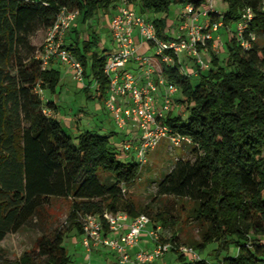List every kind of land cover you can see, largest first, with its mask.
Returning <instances> with one entry per match:
<instances>
[{
  "label": "trees",
  "instance_id": "16d2710c",
  "mask_svg": "<svg viewBox=\"0 0 264 264\" xmlns=\"http://www.w3.org/2000/svg\"><path fill=\"white\" fill-rule=\"evenodd\" d=\"M120 1L0 0V242L52 198L71 200L67 231L40 236L32 250L0 264H70L64 239L73 229L82 235L79 214L125 211L132 218L150 216L124 195V187L143 169L134 156L117 150L111 135L86 130L72 137L55 116L45 113L57 106L47 101L45 107L35 88L55 92L60 73L52 64L42 69L36 58L42 47L26 53L33 49L28 36L34 26L48 30L62 8L77 10L89 30L83 41L78 29L71 30L68 48L105 101L109 50L99 51L100 35L90 21L101 11L112 15ZM208 1L129 0L140 12L158 15L152 20L162 39L171 38L173 6L191 3L199 9ZM221 1L226 10L210 13L211 20L221 19L230 31L242 10L251 8L253 20L244 31L245 38L256 36L251 47L244 49L233 30L225 41L226 65L215 57L207 70L198 69L195 81L177 66H163L165 79L178 86V100L188 112L186 118L170 112L165 122L194 145L193 158L179 162L160 183L159 192L191 202L187 221L197 224L199 239L190 245L199 255L215 245L212 260L200 255L191 261L179 251L174 232L170 251L177 264H264V0ZM165 215L156 213L155 220L164 227L178 224L177 214Z\"/></svg>",
  "mask_w": 264,
  "mask_h": 264
},
{
  "label": "built area",
  "instance_id": "2783aa9c",
  "mask_svg": "<svg viewBox=\"0 0 264 264\" xmlns=\"http://www.w3.org/2000/svg\"><path fill=\"white\" fill-rule=\"evenodd\" d=\"M177 9L179 35L169 39L158 37L152 18L138 11L129 0H121L110 17L109 32L114 49L107 52L104 66L110 80L105 106L119 127L132 126V138L123 143V152L133 155L141 168L152 164L149 154L162 141H166L170 153L184 145H194L189 136L174 131L165 122L176 105L175 95L179 88L165 79L163 66H177L186 75L197 74L196 68L184 64L181 55L194 60L199 69L207 70L211 61L206 51H217L218 44L224 42L221 34H216L223 27V21L211 20L210 13L218 11L212 0L199 9L191 3L179 5ZM78 16L77 10L62 8L55 24L47 30L46 41L37 51L36 58L41 62L42 69L48 68L54 60L68 65L77 79L83 81L82 63L63 43ZM252 20L251 8L245 7L234 29L244 49L250 48L256 39L254 34L249 38L244 37V31ZM136 31L139 41L135 38ZM145 42L156 47L154 55L138 53V48ZM133 63L137 69L130 68ZM35 91L40 96L43 93L39 85ZM79 221L83 232L82 242L87 250L92 252L93 248L101 245L108 247L116 253L121 264H152L173 248L171 242L164 241L160 236L162 225L152 223L144 213L133 218L124 211H105L102 215L84 213L79 214ZM143 232L154 246L138 249L132 257L129 251L137 247ZM179 251L191 261L200 258L199 253L191 247L180 246Z\"/></svg>",
  "mask_w": 264,
  "mask_h": 264
},
{
  "label": "rangeland",
  "instance_id": "374dc122",
  "mask_svg": "<svg viewBox=\"0 0 264 264\" xmlns=\"http://www.w3.org/2000/svg\"><path fill=\"white\" fill-rule=\"evenodd\" d=\"M213 4L217 8L218 12H224L226 5L221 0H212ZM134 4V3H133ZM178 6L171 8L172 20L168 26V32L172 37H177L178 26L180 22L173 18V13ZM146 16L150 18L157 17L156 14L146 12ZM111 14L109 12H99L95 18L90 21V26L98 31L100 35L101 46L99 51L107 48L108 50L114 49V44L109 32V22ZM178 17V16H177ZM179 20V17L177 18ZM236 28V23L231 25L230 29L233 31ZM78 29L81 33V41L87 38L88 26L81 22V18L78 17L75 25L71 30ZM69 32V36L63 39V43L68 46L71 43V36L73 31ZM232 31L229 27L225 29L220 28L219 34L223 36L222 44H218V50H208L206 53L212 63L216 57L220 64L226 65L227 52L225 50V41L228 39V35H232ZM216 33V34H218ZM228 34V35H227ZM225 35L227 37L225 38ZM47 30L34 26L29 32V42L33 49H27L26 53L30 54L36 49L41 48L46 41ZM136 40H140L138 32H135ZM258 42L263 43L262 40ZM138 53H146L148 55H154L156 53V47H151L148 42L144 43V46L138 48ZM182 59H186L183 55ZM208 59V58H207ZM187 63H194L191 58L187 59ZM53 64V62L51 63ZM186 64V60L184 61ZM187 65V64H186ZM188 66V65H187ZM60 73V80L56 87V91L52 92L49 88H45L41 94V98L45 104L47 101H54L57 104V111L59 114V120L72 137L78 135V129H92V131L99 134L111 135L110 140L113 146L117 150L123 151L124 140H130L132 138L131 125L125 128L119 127L112 113L105 106V101L97 96L95 81L91 78L84 77L83 81L77 79L74 70L68 65L63 63H57L55 65ZM198 73V72H197ZM192 81H195L197 74H189ZM88 86V90L84 87ZM175 107L172 109L173 115L187 117L186 104H183L178 100L181 98V94L175 95ZM48 108V107H47ZM48 115L55 116V112L47 109ZM79 129L80 131H82ZM193 149L191 146L184 145L174 150L173 153L169 152L166 141H162L160 145L150 152L149 158L152 162L151 165L145 166L139 178L130 186L124 187L125 198L134 202L135 207L140 212L144 209L150 213L152 223L161 224L160 221L155 220L156 213L162 212L167 217H171V213H175L179 216V222L173 226L164 227L162 224L161 238L166 242H171L172 235L176 232L179 237V246H187L193 248L190 243L199 239V229L197 224L187 221V214L191 202L185 199H178L172 195H163L159 192L160 183L168 176V174L175 168V166L182 160L192 159ZM185 208V209H184ZM71 211V200L67 198H52L46 203L35 216L30 219L18 232H12L0 242V262H12L19 259L23 253L32 250L38 237L46 235L52 237L58 230H65L69 227ZM125 212V211H124ZM165 215V216H166ZM167 218V219H168ZM79 221V217L77 218ZM149 238L145 232L142 233L140 238V246L146 244ZM139 244L137 246H139ZM173 244V243H172ZM64 245L71 255L70 264H121L117 260L116 253L108 247L100 246L92 249L89 252L82 242V235H78L76 230L68 231L65 235ZM215 245H210L200 255L204 258L212 260V249ZM135 248H131L129 252H133ZM133 257V255H132ZM174 251H169L159 260L152 264H177V260L174 258Z\"/></svg>",
  "mask_w": 264,
  "mask_h": 264
},
{
  "label": "crops",
  "instance_id": "0c3cea01",
  "mask_svg": "<svg viewBox=\"0 0 264 264\" xmlns=\"http://www.w3.org/2000/svg\"><path fill=\"white\" fill-rule=\"evenodd\" d=\"M217 0H215V2H216ZM134 6H136L137 7V10L139 11L140 10V7L138 6V5H135L134 4ZM171 15V14H170ZM173 15V18L175 19V20H177L178 22L180 21V20H178L177 18L179 17L178 16V9L176 8V10H175V12L172 14ZM156 16H158V15H156ZM178 16V17H177ZM219 32V31H218ZM218 32H216V33H218ZM219 34V33H218ZM222 36V35H221ZM227 37V35H225V38ZM222 38H223V36H222ZM144 46V45H143ZM186 60V64L189 66V67H193L194 68V63H187V59H185ZM57 63H60L59 61H57V60H54V62H53V64H52V66L53 67H55V65L57 64ZM186 65V66H187ZM196 65V64H195ZM130 68H133V69H137V66H136V64L135 63H133V64H131L130 65ZM55 104H56V102H55ZM56 106H57V104H56ZM55 112V117L59 120V114H58V111L56 110V111H54ZM60 121V120H59ZM78 129V134L80 133V132H82V131H86V130H91L92 131V129H81V128H77ZM79 129H81L82 131H80ZM145 245L144 244H142L141 246H140V244H139V246H137V247H135V250L133 251V252H130V254L131 255H133L134 256V254H135V252H136V250H138V249H145V248H151V247H153L154 246V243H152L150 240H148V241H145Z\"/></svg>",
  "mask_w": 264,
  "mask_h": 264
}]
</instances>
